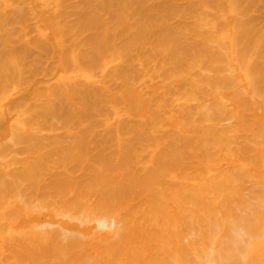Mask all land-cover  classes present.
<instances>
[{
    "label": "bare ground",
    "instance_id": "1",
    "mask_svg": "<svg viewBox=\"0 0 264 264\" xmlns=\"http://www.w3.org/2000/svg\"><path fill=\"white\" fill-rule=\"evenodd\" d=\"M0 264H264V0H0Z\"/></svg>",
    "mask_w": 264,
    "mask_h": 264
}]
</instances>
